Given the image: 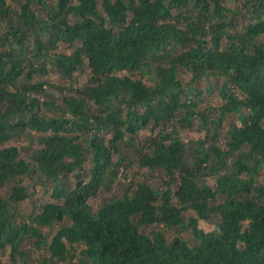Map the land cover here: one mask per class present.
<instances>
[{"label": "trees", "instance_id": "1", "mask_svg": "<svg viewBox=\"0 0 264 264\" xmlns=\"http://www.w3.org/2000/svg\"><path fill=\"white\" fill-rule=\"evenodd\" d=\"M180 70L216 89L217 119ZM195 126L204 139L181 142ZM27 135L39 146L27 158L0 148V264L6 250L33 264L26 241L46 254L38 264H264V0H0V147ZM133 168L164 172V188L131 180ZM31 177L52 202L25 224L12 211ZM150 227L189 229L194 243Z\"/></svg>", "mask_w": 264, "mask_h": 264}, {"label": "rangeland", "instance_id": "2", "mask_svg": "<svg viewBox=\"0 0 264 264\" xmlns=\"http://www.w3.org/2000/svg\"><path fill=\"white\" fill-rule=\"evenodd\" d=\"M71 22H73V18L71 19ZM62 51H65L67 53H70V49H64V47L60 48ZM177 80L180 81L182 84L183 89H186V87L189 85L192 87V89H198L201 92V96L198 98L197 102V110L204 113L207 117L210 119H217L219 117V113L217 112L216 114L213 112H210V109H218L221 105L220 100L217 97L216 89L212 88V84L206 83L205 81H202L200 84H191V76L189 75L188 72L184 70L178 71L177 74ZM221 79L220 81H222ZM50 82L54 85L59 86L61 84V80L58 79L57 77H52ZM79 84H82L84 82V77H81L78 79ZM191 84V85H190ZM206 86L210 89V92H206ZM193 98V97H191ZM196 99V98H194ZM237 117L236 116H229L226 117L221 125L219 126L217 130V134L221 135L219 138V143L220 145H224V133L227 131L228 127L231 124H237ZM149 134L147 132H140L136 140L137 141H143L145 138H147ZM179 139L181 142L184 144L190 143V141L193 140H203L205 137V133L201 131L198 127H193L192 130L189 133H179L178 134ZM29 135L27 136H21L17 139H13L7 143H5L3 146L0 148H5L9 146H16L17 149L20 150V155L22 158H27L28 155H31L33 151L39 149V146L36 143H31L30 142ZM117 156L114 157L113 161L116 162ZM90 168V162L89 160L87 161L85 165V169L88 170ZM122 176V171H120V175L118 176V180L120 183H122L121 180ZM127 176L131 179L134 180L137 183H146L149 186H151L154 190H161L164 188L163 186V180L166 177L164 172H149L147 170H140L137 168H133L132 170L127 172ZM70 183H73V177H70L68 179ZM207 184L209 186H213L214 180L209 179L207 180ZM258 185L261 187H264V170L260 174L258 178ZM22 186L27 189L28 194L30 195V198H28L26 201L21 203L18 207V210L12 211L15 213V217L17 222H23L25 224H28V217L35 213L39 214L41 213V207L47 203H51L50 199V192L52 190V185L51 184H44V182H38L36 178L31 177L27 180H24L22 182ZM10 195V186H4L0 188V197L3 198L4 200H7ZM116 195L120 196L121 191H118L117 189H113L110 193H105V192H100V194L93 200L89 202L90 208L92 209V212H95L99 206L101 205L102 201L105 200L106 198L109 197H115ZM191 218H196L195 214L192 212H188L184 214V220H185V226L188 224V220ZM216 222V219L212 218L210 222L205 223V222H198L197 229L201 230L203 232H211L213 230V225ZM58 225H54L52 228H42L40 232H42L47 240H50L54 232L57 231ZM158 231L160 230L161 232H164V234L167 236L168 239L173 238V237H180L184 241H186L189 245H192L194 243V238L192 233L190 232L189 229L186 230H177V229H163V227H150L143 229L142 232L145 234H150V231ZM30 242L26 241L24 244L23 249L25 251H31L29 254V257L27 259L28 262H32L33 264H38L37 262L40 261L43 257L46 256L45 253L38 251L36 249H30ZM81 246H79L80 248ZM77 247L76 249V254L78 255L79 249ZM9 250H6V252L3 255L2 261L3 264H9L10 259H9ZM79 257V255H78ZM77 257V258H78ZM73 260V262H75ZM20 264V263H18Z\"/></svg>", "mask_w": 264, "mask_h": 264}]
</instances>
